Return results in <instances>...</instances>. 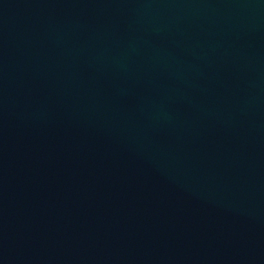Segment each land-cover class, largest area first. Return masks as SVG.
<instances>
[{
    "label": "water",
    "instance_id": "water-1",
    "mask_svg": "<svg viewBox=\"0 0 264 264\" xmlns=\"http://www.w3.org/2000/svg\"><path fill=\"white\" fill-rule=\"evenodd\" d=\"M0 264H264V0H0Z\"/></svg>",
    "mask_w": 264,
    "mask_h": 264
}]
</instances>
